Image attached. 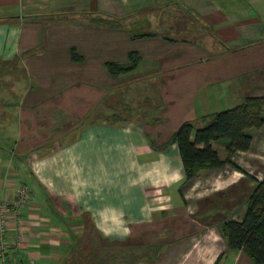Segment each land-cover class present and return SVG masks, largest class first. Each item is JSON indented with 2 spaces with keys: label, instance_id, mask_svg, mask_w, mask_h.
Wrapping results in <instances>:
<instances>
[{
  "label": "crops",
  "instance_id": "crops-1",
  "mask_svg": "<svg viewBox=\"0 0 264 264\" xmlns=\"http://www.w3.org/2000/svg\"><path fill=\"white\" fill-rule=\"evenodd\" d=\"M131 53L140 57L136 68L112 76L107 65L128 64ZM1 64L24 75L0 90L9 105L0 122V202L16 199L20 185L33 196L9 264H67L76 236L90 231L105 246L129 245L132 264L217 262L226 242L208 222L229 215L216 204L202 211L201 229L189 224L179 236L172 224L174 240L189 239L167 259L163 245L135 241L189 210L188 193L230 196L221 205L235 209L255 186L228 165L194 179L183 198L177 146L154 144L185 121L264 97V0H0ZM119 97L134 109L115 105ZM215 144L224 159L226 147ZM233 161L264 179V127ZM221 264L254 263L240 250Z\"/></svg>",
  "mask_w": 264,
  "mask_h": 264
},
{
  "label": "trees",
  "instance_id": "trees-1",
  "mask_svg": "<svg viewBox=\"0 0 264 264\" xmlns=\"http://www.w3.org/2000/svg\"><path fill=\"white\" fill-rule=\"evenodd\" d=\"M137 36L146 34L133 37ZM72 55L73 58L77 56L75 51ZM139 62L140 57L131 53L128 64L109 63L107 69L112 76L118 77L134 70ZM201 122V127H197L193 121L183 122L166 144L154 146L160 150L177 146L184 168V182L179 190L182 197L183 189L194 179L211 170H222L228 165L255 183L243 207L234 216L221 221L218 231L226 242L227 253L243 250L254 264H264V179L258 180L249 175L233 161L238 152H248L252 148L255 132L264 127V97H247L233 108L203 117ZM214 143L226 147L224 159L213 147ZM125 249L116 245H103L102 237L90 231L76 236V242L67 252L66 259H70L73 264H132L129 259V256L133 257L131 249L129 255L120 259ZM223 256L225 252L215 264H221ZM68 259L67 264L70 262Z\"/></svg>",
  "mask_w": 264,
  "mask_h": 264
},
{
  "label": "rangeland",
  "instance_id": "rangeland-1",
  "mask_svg": "<svg viewBox=\"0 0 264 264\" xmlns=\"http://www.w3.org/2000/svg\"><path fill=\"white\" fill-rule=\"evenodd\" d=\"M15 65H3L1 64L0 65V90H2L3 88H5L7 86V82L9 83L8 86H13L14 85V82H15V79L17 78H20V76L24 75L22 71H19L17 68H15ZM16 90V89H15ZM115 102V105H123L126 106V107H133L132 103L131 102H128L127 100H124V99H121L120 97L114 101ZM4 102H2V99L0 98V122H3L4 120H6L5 118L7 116H4V114L6 115L7 112H8V106L9 105H4L3 104ZM120 103V104H119ZM129 114H131V117H138L140 118L141 122L144 123L148 120H143L144 118V115L142 114H135L134 112H129ZM71 124V121L66 124L67 126H69ZM194 124L197 126V127H201L202 126V122L201 121H194ZM56 145V144H54ZM54 145H51L50 147H46L48 150L50 148H52ZM216 148H220V147H223L220 143L219 144H215ZM55 148V146H54ZM221 153H223V151H221ZM174 189L170 190V193L172 195V198L174 197V202L173 205L174 206H177V204H181V197L179 196V194H176V193H173ZM199 190V193H194L193 192V195L189 194L188 193V196H189V199H190V203H191V206L188 210L185 211L183 210V212L180 213V216H178V214H176L175 216V219L174 221H170L168 222L163 228H161V225L159 226L160 229L156 230V229H152L150 231H147L146 233H144V235L140 238H137L135 242H141L143 244V246L145 245H148V243H154V244H160V245H163V254H162V257H164V259H167V255H169L173 249H181L186 241L189 239L188 237L186 238H182L178 241L174 240V233L172 231L173 227H172V224H175L176 226L180 227V232H177V235L181 236L183 235L184 233H186L187 229L184 227V226H188L189 224H192V227L193 228V225L196 224L199 229L202 228L201 225H204L202 222H204V220H202V211H207L209 209H212L214 207V205L216 204L218 207L222 208L223 211L227 212L226 214L229 215L228 217H226L225 215H222L221 213H218L215 215V218H216V223H210L208 222L209 224H211L212 226L214 227H217L219 226V223L229 217H232L234 216L236 213H238V210L243 207V204H244V201L242 199L238 200V205L236 206L235 209H232V208H229V207H224V205H221L222 204V201H229V202H232L231 201V197L228 196V198H221L220 196H212V199L209 198V199H205V200H202V189H197ZM196 190V192H197ZM222 199V200H221ZM221 200V201H220ZM245 200V199H244ZM180 201V202H179ZM237 201V200H236ZM235 201V202H236ZM184 205L187 207L188 204L187 203H184ZM177 211V210H176ZM190 211V212H189ZM204 219V218H203ZM206 221V220H205ZM211 225H208V226H211ZM201 226V227H200ZM81 226H79L78 231H81L82 229L80 228ZM193 230H195V228H193ZM197 230V228H196ZM199 231V230H197ZM134 242V240L132 241ZM150 245V244H149ZM129 245H125L123 246V244L121 245L122 248H125V247H128ZM129 250L130 249H125V252H121L123 255H121L120 253V257H124L126 255H129ZM227 247H226V251H225V255H228L227 253ZM148 252H146L144 249H143V254H146ZM150 258V255L148 256ZM225 258V256H223V259ZM122 261V260H120ZM114 264V263H112ZM119 264V263H118ZM125 264V263H124Z\"/></svg>",
  "mask_w": 264,
  "mask_h": 264
},
{
  "label": "built area",
  "instance_id": "built-area-1",
  "mask_svg": "<svg viewBox=\"0 0 264 264\" xmlns=\"http://www.w3.org/2000/svg\"><path fill=\"white\" fill-rule=\"evenodd\" d=\"M32 199L30 189L25 185H20L16 199L0 202V264H9L8 252L16 248L26 237L22 225V212L31 203ZM10 215L14 216L17 225V233L13 238L10 237Z\"/></svg>",
  "mask_w": 264,
  "mask_h": 264
}]
</instances>
